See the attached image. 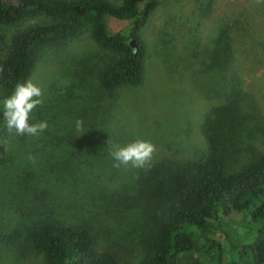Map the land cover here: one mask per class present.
Segmentation results:
<instances>
[{
    "label": "trees",
    "instance_id": "obj_1",
    "mask_svg": "<svg viewBox=\"0 0 264 264\" xmlns=\"http://www.w3.org/2000/svg\"><path fill=\"white\" fill-rule=\"evenodd\" d=\"M159 1L0 0V27L29 17L48 20L18 31L7 45L0 39V92L8 96L24 82L42 45L74 40L86 27L105 52L98 69L104 90L142 83L148 53L141 31ZM108 17L129 21L130 30L111 33ZM222 46L216 56L230 61ZM233 92V101L208 113L205 150L192 159L136 169L120 184L108 165H72L76 155L58 146L47 158L59 156L61 162L14 170L6 131V139L0 136V189L5 192L16 178L15 188L6 191L18 197L26 213L21 215L30 209L33 216L28 223L18 218L0 247L10 246L19 256L37 252L43 264H134L124 253L136 264H264V153L231 159L244 111L238 90ZM55 132L45 130L37 144L48 145ZM69 179L77 197L50 200L47 185L68 186ZM55 203L68 214L56 216Z\"/></svg>",
    "mask_w": 264,
    "mask_h": 264
},
{
    "label": "rangeland",
    "instance_id": "obj_2",
    "mask_svg": "<svg viewBox=\"0 0 264 264\" xmlns=\"http://www.w3.org/2000/svg\"><path fill=\"white\" fill-rule=\"evenodd\" d=\"M45 22V17H29L2 26L0 39L7 45L18 31ZM106 24L111 33L130 30L129 21L108 17ZM141 36L148 53L143 82L112 93L100 84L98 69L106 56L95 45L89 27L74 40L37 49L35 65L24 82L31 79L43 90L44 103L33 111L31 122L47 121L46 131L55 128L56 132L48 145L37 144L44 132L22 138L10 135L0 112V136L6 139L9 133L4 143L12 153L14 170L24 169L26 163L47 169L61 162L59 156L47 158L49 150L58 146L76 155L72 165H108L114 182L120 184L136 168L113 167L109 153L136 139L155 145L151 164L195 158L205 150L202 131L209 111L233 101V90H238L244 111L231 159L236 163L245 154L264 153V0H160ZM218 39L222 43L217 44ZM224 44L230 61L216 56ZM8 96L0 92V110ZM77 120L83 121L85 133L80 136ZM70 182L68 186L47 185L50 200L77 197ZM15 185L16 178L5 192L0 189V240L4 241L18 218L28 223L33 216L30 209L24 216L18 197L6 191ZM58 207L55 203L56 216L68 214L63 212L67 208ZM201 235L206 237L205 232ZM9 247H0V264L44 263L37 252L19 256ZM124 257L137 263L127 253Z\"/></svg>",
    "mask_w": 264,
    "mask_h": 264
},
{
    "label": "clouds",
    "instance_id": "obj_3",
    "mask_svg": "<svg viewBox=\"0 0 264 264\" xmlns=\"http://www.w3.org/2000/svg\"><path fill=\"white\" fill-rule=\"evenodd\" d=\"M0 72H3L2 68ZM43 96V90L31 79L18 83L14 87L12 94L3 100V107L0 110L9 133L17 136H35L47 129V121L35 124L30 122L33 111L44 103ZM76 131L78 136L85 133L82 120L76 121ZM154 152L155 145L136 139L123 147L116 146L109 154L114 160L113 167L117 169L131 165L136 169L147 170L151 165Z\"/></svg>",
    "mask_w": 264,
    "mask_h": 264
},
{
    "label": "water",
    "instance_id": "obj_4",
    "mask_svg": "<svg viewBox=\"0 0 264 264\" xmlns=\"http://www.w3.org/2000/svg\"><path fill=\"white\" fill-rule=\"evenodd\" d=\"M132 44H133V42H132Z\"/></svg>",
    "mask_w": 264,
    "mask_h": 264
}]
</instances>
